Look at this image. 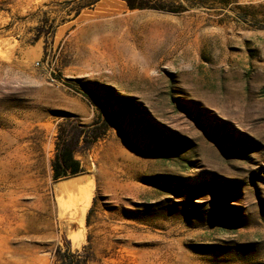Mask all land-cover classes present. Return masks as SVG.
<instances>
[{
  "label": "rangeland",
  "instance_id": "1",
  "mask_svg": "<svg viewBox=\"0 0 264 264\" xmlns=\"http://www.w3.org/2000/svg\"><path fill=\"white\" fill-rule=\"evenodd\" d=\"M207 2L0 0V264H264V7L231 9L264 0ZM70 123L82 208L51 165Z\"/></svg>",
  "mask_w": 264,
  "mask_h": 264
},
{
  "label": "trees",
  "instance_id": "2",
  "mask_svg": "<svg viewBox=\"0 0 264 264\" xmlns=\"http://www.w3.org/2000/svg\"><path fill=\"white\" fill-rule=\"evenodd\" d=\"M130 9H159L174 13H180L189 10L193 6H206L208 0H126ZM232 1L237 0H217L223 7L228 8ZM264 7V4H236L231 9L238 11L240 19L247 21L248 19H256L258 17L257 12H254L255 8ZM81 13L77 10L75 17ZM71 124V125H70ZM60 124L59 133L56 142V153L52 161L53 178L55 180L66 179L74 177L84 172L81 161L76 158L75 150L79 143L80 137L84 132V126L81 128L76 123ZM88 127V126H87ZM102 132H97L92 129L91 134L86 138L87 142L93 143L106 133L108 127L107 120H104V126H102ZM90 139V141L88 140ZM56 259L60 264H89L92 259L91 248L87 245L83 246L82 250H73L71 245H67L65 249L58 248L55 253Z\"/></svg>",
  "mask_w": 264,
  "mask_h": 264
},
{
  "label": "bare ground",
  "instance_id": "3",
  "mask_svg": "<svg viewBox=\"0 0 264 264\" xmlns=\"http://www.w3.org/2000/svg\"><path fill=\"white\" fill-rule=\"evenodd\" d=\"M92 181V178H88L85 182L72 181L60 184L58 186L60 200L64 201L65 199H71L74 202L78 201L80 203V207L82 208L91 198L93 190Z\"/></svg>",
  "mask_w": 264,
  "mask_h": 264
},
{
  "label": "water",
  "instance_id": "4",
  "mask_svg": "<svg viewBox=\"0 0 264 264\" xmlns=\"http://www.w3.org/2000/svg\"><path fill=\"white\" fill-rule=\"evenodd\" d=\"M90 177H91V175H90V174H87V175H76V176L71 177V178H72V179H73V178H78L77 181H81L83 178H90ZM56 189L58 190V185L56 186Z\"/></svg>",
  "mask_w": 264,
  "mask_h": 264
},
{
  "label": "crops",
  "instance_id": "5",
  "mask_svg": "<svg viewBox=\"0 0 264 264\" xmlns=\"http://www.w3.org/2000/svg\"><path fill=\"white\" fill-rule=\"evenodd\" d=\"M95 42V41H94ZM74 180H78V178H73ZM86 179V180H85ZM87 179L88 178H83L82 180H81V182H85V181H87ZM70 180H72V178L71 179H69L68 181H70ZM84 180V181H83Z\"/></svg>",
  "mask_w": 264,
  "mask_h": 264
}]
</instances>
